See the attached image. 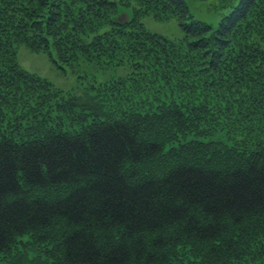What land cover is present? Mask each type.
<instances>
[{"label": "trees", "instance_id": "16d2710c", "mask_svg": "<svg viewBox=\"0 0 264 264\" xmlns=\"http://www.w3.org/2000/svg\"><path fill=\"white\" fill-rule=\"evenodd\" d=\"M219 1L213 26L186 0H0V257L31 235L54 264H264V0ZM141 14L175 17L181 39ZM19 44L126 60L132 87L104 116L63 102L58 122Z\"/></svg>", "mask_w": 264, "mask_h": 264}, {"label": "rangeland", "instance_id": "374dc122", "mask_svg": "<svg viewBox=\"0 0 264 264\" xmlns=\"http://www.w3.org/2000/svg\"><path fill=\"white\" fill-rule=\"evenodd\" d=\"M186 3L197 19L212 23L213 26L217 25L220 16L227 10V8L220 9V7L217 9L216 6L221 4L219 0H186ZM115 4L118 9L122 7L129 8L124 1L122 3L116 1ZM133 5L130 7L132 10ZM128 13L131 15L130 12ZM140 20L144 23L145 29L169 41L179 40L182 37L178 21L175 17L161 19L155 18L151 14H141ZM107 29L109 28L104 30ZM16 49L14 59L16 60V64L25 72L49 84L52 92L51 104L55 109L54 116L58 119V122L64 118L60 109L63 102L69 103L74 101L80 107L73 108V112L70 113L75 120H79L83 113H89L84 109L92 104L97 107H95V111L91 114L104 116L107 113L106 111H109L106 107L113 109L112 99L114 97H109L107 94L115 92L114 95L116 96L118 93L123 94L128 92L132 87L130 76L133 74V71L125 67L112 65L118 62L122 64L126 61L120 58L117 61H113L114 59L111 58L106 59L94 56L90 59L77 57L64 61L55 50L48 51L43 48H33L31 45L25 44L17 45ZM95 53L93 52V54ZM89 91L104 92L106 94L105 104L101 103L100 97L96 96L95 98L94 95L91 96ZM53 103L56 104L54 105ZM104 108L106 109L104 110ZM66 117L63 126H60L68 131L74 128V126L66 121ZM167 156L166 154L165 157H162L163 159H156L154 162L148 164L146 168H142V170L149 171L153 175H158L160 171L167 170L174 165L173 161L167 158ZM140 174L146 175L141 170ZM52 254V247L49 243L39 244L34 240V237L26 235L18 238L14 246L7 253L1 255L0 264H54L55 261L51 257ZM172 264L200 263L197 262L196 258L186 261L183 253L182 256L177 253Z\"/></svg>", "mask_w": 264, "mask_h": 264}]
</instances>
